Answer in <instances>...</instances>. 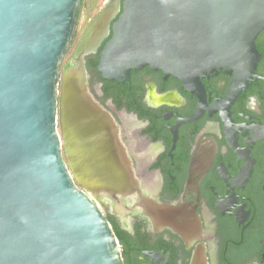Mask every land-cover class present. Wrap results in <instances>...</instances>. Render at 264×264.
<instances>
[{
	"label": "water",
	"instance_id": "water-1",
	"mask_svg": "<svg viewBox=\"0 0 264 264\" xmlns=\"http://www.w3.org/2000/svg\"><path fill=\"white\" fill-rule=\"evenodd\" d=\"M81 4L0 0V264H124L108 212L181 229L176 208L142 191L90 91L86 58L111 30L106 81L148 67L193 90L221 70L250 80L257 66L264 0H106L67 58Z\"/></svg>",
	"mask_w": 264,
	"mask_h": 264
},
{
	"label": "flooded vegetation",
	"instance_id": "flooded-vegetation-1",
	"mask_svg": "<svg viewBox=\"0 0 264 264\" xmlns=\"http://www.w3.org/2000/svg\"><path fill=\"white\" fill-rule=\"evenodd\" d=\"M95 15L80 18L76 47ZM111 37L86 58L90 91L118 125L142 191L176 208L181 226L108 212L124 264H264V30L250 80L221 70L193 90L148 67L126 83L90 72Z\"/></svg>",
	"mask_w": 264,
	"mask_h": 264
},
{
	"label": "rangeland",
	"instance_id": "rangeland-1",
	"mask_svg": "<svg viewBox=\"0 0 264 264\" xmlns=\"http://www.w3.org/2000/svg\"><path fill=\"white\" fill-rule=\"evenodd\" d=\"M86 7L84 8L83 14H82V25L84 22V25L92 18L95 13H98L99 10L103 7L106 0H85ZM84 27V26H81ZM82 29V28H81ZM75 48L73 49V51ZM72 51V52H73ZM72 54V53H71ZM71 55H69L67 58H69Z\"/></svg>",
	"mask_w": 264,
	"mask_h": 264
},
{
	"label": "trees",
	"instance_id": "trees-1",
	"mask_svg": "<svg viewBox=\"0 0 264 264\" xmlns=\"http://www.w3.org/2000/svg\"><path fill=\"white\" fill-rule=\"evenodd\" d=\"M85 2H86L85 0H82V4L79 7V10H78V13H77V24H79V21H80V18L82 17L84 8L86 7V3ZM76 44H77V38L74 39V41L72 42L70 51L68 53V56L71 55L73 49L76 47ZM98 63H99V54L97 56L91 58L90 60H88V70L90 72L91 71L97 72Z\"/></svg>",
	"mask_w": 264,
	"mask_h": 264
}]
</instances>
